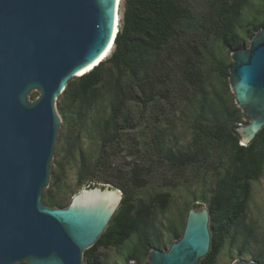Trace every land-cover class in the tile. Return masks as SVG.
<instances>
[{"label": "rangeland", "instance_id": "rangeland-1", "mask_svg": "<svg viewBox=\"0 0 264 264\" xmlns=\"http://www.w3.org/2000/svg\"><path fill=\"white\" fill-rule=\"evenodd\" d=\"M220 1L179 0L187 10L185 16L160 50L143 54L139 77L105 62L103 80L96 85L91 102L58 96L61 123L43 203L47 204L45 191L49 190L61 204L57 206H67L88 187L87 182L90 187L110 185L120 194L113 183L119 179L131 182V174L139 172L144 187L133 190L132 203L149 208L151 233L159 244L155 248L164 250L176 239L170 227L184 224L189 207L204 204L208 208L219 180L251 168L249 154L242 162L236 161L233 140L225 135L219 142L214 134L218 126L247 123L229 89L231 49L214 29ZM123 4L124 0L119 25ZM253 19L264 25V0H244L236 24L238 34ZM251 37L246 36L245 47ZM147 76L152 90L146 104L124 98L128 91L139 96L138 82ZM77 82L73 77L68 83L76 87ZM113 92L124 99L118 117L111 115ZM36 95L33 91L30 98ZM237 141L242 145L240 138ZM170 153L184 160H171ZM261 159L260 172L248 182L237 226L229 228L237 227L235 238L230 230L225 232L210 264H232L240 259L264 264V157ZM245 222L251 229L248 240L239 230ZM136 240L132 235L120 245L98 246L95 264H127L132 261ZM258 253L261 260L256 259ZM146 256L136 263L145 264Z\"/></svg>", "mask_w": 264, "mask_h": 264}, {"label": "water", "instance_id": "water-1", "mask_svg": "<svg viewBox=\"0 0 264 264\" xmlns=\"http://www.w3.org/2000/svg\"><path fill=\"white\" fill-rule=\"evenodd\" d=\"M116 8L117 0H0V264H85L119 206L110 185L83 188L64 207L42 202L61 123L56 100L113 43ZM230 55L229 89L247 120L235 132L247 145L264 128V25ZM209 222L204 204L189 207L180 236L151 248L145 264H201Z\"/></svg>", "mask_w": 264, "mask_h": 264}, {"label": "trees", "instance_id": "trees-1", "mask_svg": "<svg viewBox=\"0 0 264 264\" xmlns=\"http://www.w3.org/2000/svg\"><path fill=\"white\" fill-rule=\"evenodd\" d=\"M243 2L244 0H232L230 2L221 0L218 3L214 29L224 46L231 50L243 47L246 36H252L263 25V23L253 19L245 25L244 32L238 34L236 24L239 21ZM186 12L187 10L179 0H124L121 24L114 37V47L111 54L90 71L78 76L76 87H72L71 83H68L61 93L62 96L71 98V100L82 98L91 102L96 96V85L103 80L105 62L139 77L143 54L160 50L171 38L175 26L185 16ZM223 69L225 71V66ZM138 87L140 97L128 91L124 94V98L146 104L147 97L150 96L149 93L152 90L149 77L141 79L138 82ZM123 105L124 99L113 92L111 115L113 117L120 116ZM237 126V123L218 126L214 134L219 142L223 141L225 135L233 140L234 159L236 161L242 162L245 156L249 154L251 168L241 174L227 175L217 182L208 204L209 225L212 235L211 246L209 252L201 259V264H210L213 256L219 250L220 241L224 238L225 232L230 230L231 224L237 226L236 219L244 210V197L248 192V182L261 170V158L264 157V128L247 145H239L237 141L239 137L235 132ZM258 147L260 150L257 149ZM167 156L171 160H184V157L173 153ZM81 180L79 181L81 182ZM142 181L140 173L135 172L131 174V182L119 179L113 183V186L121 191L122 197L119 206L100 237L90 248L84 251L83 260L85 264H95L98 246L120 245L132 235H136L137 238L136 243L131 248L132 260L141 261L151 248L158 247V241L151 233V220L148 218L149 208L135 206L132 203L133 190L144 187ZM87 186L90 187L91 184L87 182ZM45 192L48 205H61L53 200L49 190ZM197 205L193 204V206ZM183 226L184 224L181 226V223H175L170 227V232L174 238L180 236ZM235 229L237 227L230 230L234 238ZM239 230L244 234L245 240H248L251 229L246 226V222L240 226ZM256 259H262L261 253L256 254Z\"/></svg>", "mask_w": 264, "mask_h": 264}, {"label": "bare ground", "instance_id": "bare-ground-1", "mask_svg": "<svg viewBox=\"0 0 264 264\" xmlns=\"http://www.w3.org/2000/svg\"><path fill=\"white\" fill-rule=\"evenodd\" d=\"M121 1L122 0H117V8H116V14H115V26H116L117 30L119 29V20H120L119 7L121 5ZM113 47H114V41H113V43L110 44V46L108 47L107 51L103 54V56L96 63H94L91 66L87 67L86 69H84L82 72H80L75 77H78V76L90 71L94 66L99 64L101 61H104L105 59H107V57L111 54V52L113 50Z\"/></svg>", "mask_w": 264, "mask_h": 264}]
</instances>
